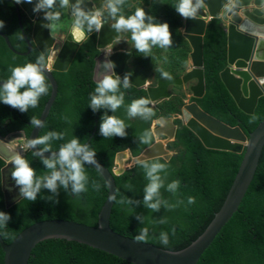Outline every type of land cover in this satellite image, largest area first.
<instances>
[{
    "label": "trees",
    "instance_id": "trees-1",
    "mask_svg": "<svg viewBox=\"0 0 264 264\" xmlns=\"http://www.w3.org/2000/svg\"><path fill=\"white\" fill-rule=\"evenodd\" d=\"M0 4L10 14L9 22L0 31L18 52H12L0 36V79L7 78L10 67L17 64L35 63L41 56L48 63V55H42L35 46L30 54L24 55L28 47L15 6L9 0H3ZM21 18L23 30L30 38L32 22L24 14ZM97 55L95 36L91 35L80 45L65 72H52L57 84V95L38 137L49 131L64 133L62 139L47 141L49 151L43 153L56 152L68 139L75 137L79 143L94 150V160L112 173L118 153L127 151L134 158L154 143L152 122L146 118L132 119L127 115V105L134 99L146 97V94L143 90L124 88L121 84L117 91L123 93V102L115 112L108 109L93 111L88 107L89 93L93 92L96 83L93 81V71ZM225 66V33L220 20H211L203 36L205 94L199 100L191 99V102L226 126L238 127L248 138L264 120V98L259 100L253 116L242 114L219 80V74ZM45 79L48 92L39 98L34 108L19 112L0 104V136L24 131L29 139L34 128L30 119L33 116L39 119L49 100L51 88L46 76ZM146 107L151 108L150 104ZM105 114L123 120L124 136L102 137L99 134V124ZM145 132L149 133V139L147 143H142L141 136ZM170 144V148L177 151L168 162L154 159L167 165L160 172L163 180V186L159 189L160 206L156 210L145 206L143 187L147 180L143 168L138 164L121 176L113 177L115 198L109 228L120 236L164 251L177 252L194 242L220 211L241 166L243 155L207 150L184 126L177 127L174 142ZM43 147L38 144L39 149ZM23 158L29 162L35 176L42 177L50 172L34 153L28 152ZM4 165L5 162L0 158V211L9 217L0 227V236L7 245H11L28 228L45 221L61 220L97 227L98 215L107 197V187L101 176L86 163L83 164L86 176L83 191L73 193L70 184L65 188L57 183L55 192L41 188L35 200L23 199L10 209L5 206L1 189V170ZM173 180L179 182L176 190H166L167 184ZM188 197L193 198L192 203H188ZM142 228L147 229L146 238L136 240ZM161 233L167 236V245L160 243ZM4 258L0 246V264H4ZM29 264L128 263L84 245L48 240L36 246ZM197 264H264V150L255 178L238 212Z\"/></svg>",
    "mask_w": 264,
    "mask_h": 264
},
{
    "label": "water",
    "instance_id": "water-1",
    "mask_svg": "<svg viewBox=\"0 0 264 264\" xmlns=\"http://www.w3.org/2000/svg\"><path fill=\"white\" fill-rule=\"evenodd\" d=\"M9 1L15 6L20 28L28 47L24 55L30 54L34 46L42 55H48V66L43 69V74L49 80L51 91L49 100L38 119L41 123L34 126L29 137V139H36L57 95V84L52 72H65L83 42L74 41L70 34L60 36L58 39L54 37L51 33L50 21L44 16L46 11H33L37 0L20 4H15L13 0ZM66 1L74 22L77 20L75 8L89 15L94 13L90 1L79 0V3L77 0ZM203 3L204 7L198 9L194 17L183 18V39L188 43L191 51L189 54L191 68L183 77L174 78L170 73L166 80H159L154 87H150L148 79L154 68L155 55L151 54L149 62L144 67H135L131 75H127L125 69L128 67L131 55L126 52L114 53L105 60L113 64L109 74L119 77L120 84L124 88L143 90L150 105L160 100H168L169 88L192 83L194 84L189 87L191 99L199 100L205 94L203 36L208 22L220 20L226 37V66L219 74V80L236 108L246 116H253L259 100L264 98V6H262V0H203ZM22 14L32 22L30 38L23 30ZM79 19L82 23L78 29L83 33L84 38L96 35L95 47L99 52L123 40V30L117 32L112 26L103 23L97 28L95 25L90 26L83 16ZM0 36L12 52L18 53L12 47L8 37L1 31ZM125 77L128 81L127 86H123ZM178 117L181 118L183 126L205 149L243 155L241 166L222 208L194 242L181 251L169 252L120 236L109 228V218L115 198L113 177H119L132 169L139 164L138 161L161 159L168 162L173 156L166 147L174 142L177 127L173 124V118H159L151 123L154 143L134 158H131L127 151L118 153L114 159L115 167L112 173L95 160L93 163H86L101 176L107 187V197L98 215L97 227L51 220L28 228L11 245H7L0 236V246L5 255L4 264H29L36 246L48 240H63L84 245L128 264H197L238 212L255 178L264 150V120L247 138L238 127L231 128L217 121L204 113L194 102L184 105ZM29 139L26 138L24 131H16L5 137L0 136V158L5 162L1 170V189L8 209L24 199L19 194V186L15 185L11 177L12 167L8 161L12 155L19 153L23 157L26 153L32 152L43 160L55 153H43L38 145L20 147L16 150L12 148V145L19 141L26 145Z\"/></svg>",
    "mask_w": 264,
    "mask_h": 264
},
{
    "label": "clouds",
    "instance_id": "clouds-1",
    "mask_svg": "<svg viewBox=\"0 0 264 264\" xmlns=\"http://www.w3.org/2000/svg\"><path fill=\"white\" fill-rule=\"evenodd\" d=\"M15 4L31 3V0H13ZM3 3V0H0ZM54 0H37L33 11H40L43 9H51ZM65 0H61V5ZM79 3V0H77ZM118 3L109 0L106 5L110 15L115 16V22L112 27L120 31H127L130 33V42L132 47L137 52L148 55L153 46L166 48L170 43V33L168 24L166 22H153L152 16H147L142 7H137L135 10L127 15H115L118 11ZM204 7L203 0H177L174 6V11L182 18H191L197 14V10ZM77 16L75 27L79 28L82 21L81 16L87 20L88 24L95 25L97 28L101 25L99 19L100 13L95 12L86 14L79 8L74 9ZM45 19L55 21L59 17V13L55 11H46L44 13ZM3 20H0V27L3 26ZM79 36V34H78ZM48 66L43 56L38 57L36 62H25L10 67V74L7 78L0 79V104L8 105L19 112H26L29 108H34L39 98L46 95L48 92V84L43 74V69ZM104 68L111 69L113 64L105 62ZM161 76L168 78V73L161 72ZM119 77L112 74H105L101 79L96 81L92 93H89L88 107L93 111L98 109H108L115 112L123 102V93H118V85H120ZM128 81L125 77L123 86H127ZM149 100L146 97H140L132 100L127 105V115L129 117L141 116L146 118L151 115L152 109L146 107ZM33 126L40 125V121L33 116L30 119ZM125 124L123 120L113 115H103L99 124V134L102 137L124 136ZM64 133L49 131L44 135L29 139L25 147H32L34 145L42 144L44 147L40 149L41 152L49 151V146L46 143L50 139H62ZM149 133L145 132L141 136V142L147 143ZM94 150L89 149L86 144L79 143L77 138L72 137L63 143L57 151L42 160L44 167L50 172L45 176H35L34 170L29 166V162L23 158L19 153L12 155L9 163L12 164L11 177L15 185L19 186V194L28 201L36 199L37 193L41 188H46L51 192H55L57 183L67 188L71 185L73 193H78L84 190L86 176L83 170L84 163L94 162ZM144 170V177L147 183L143 187V202L146 207L156 210L160 204L159 189L163 186L160 172L166 168V164L158 161L146 162L138 161ZM178 181L173 180L167 184L166 190L175 191L178 186ZM98 187V186H97ZM193 198L188 197V203H192ZM8 215L0 211V227H3L8 220ZM147 229L142 228L140 234L135 237L136 240H144L146 238ZM160 243L167 245V236L161 233L159 237Z\"/></svg>",
    "mask_w": 264,
    "mask_h": 264
},
{
    "label": "rangeland",
    "instance_id": "rangeland-1",
    "mask_svg": "<svg viewBox=\"0 0 264 264\" xmlns=\"http://www.w3.org/2000/svg\"><path fill=\"white\" fill-rule=\"evenodd\" d=\"M92 4L94 13L99 12L101 23L112 26L115 22V16L110 15L106 5L109 0H88ZM116 2V0H112ZM177 0H119L118 11L115 15L127 16L131 14L135 8L142 7L147 16L154 18L153 22H166L168 24L171 43L166 48L153 46L148 55L136 51L130 42V33L123 31V40L110 45L105 49L107 55H112L116 52L130 53L131 61L125 71L126 74L133 72L134 67H144L150 59L151 54L155 55V63L152 74L148 79L150 87H154L159 80H166L161 76V72L165 71L173 74L174 78L183 77L191 66L189 63L190 48L188 43L183 39V23L184 19L174 11V6ZM3 6L0 4V20H3V26L7 25L10 20V14L5 13ZM42 11H55L59 13V17L55 21H50L51 33L58 39L60 36H68L71 27L75 25L74 18L69 12L68 3L61 5V0H54L51 9H43ZM82 40L80 43L84 41ZM194 83L182 87H171L168 90V100H160L157 103L150 105L152 112L147 116L151 122L159 118H173V124L176 127L183 126L180 117V111L184 105L189 104L191 94L189 87ZM178 117V118H177ZM132 119L144 118L141 116H133ZM171 144L167 145V150L173 155L177 150L170 148ZM15 148L25 147L24 142L14 144Z\"/></svg>",
    "mask_w": 264,
    "mask_h": 264
},
{
    "label": "flooded vegetation",
    "instance_id": "flooded-vegetation-1",
    "mask_svg": "<svg viewBox=\"0 0 264 264\" xmlns=\"http://www.w3.org/2000/svg\"><path fill=\"white\" fill-rule=\"evenodd\" d=\"M88 1V0H87ZM123 32V31H122ZM94 36H95V44H96V35L95 34H93ZM91 36V35H90ZM89 37V36H88ZM88 37H86V38H88ZM59 38V37H58ZM85 38V39H86ZM96 48V47H95ZM106 49V48H105ZM105 49L104 50H102L101 52H99L98 51V55H97V57H96V59H95V67H94V71H93V81L94 82H96V81H98L99 79H101L102 78V76L103 75H105V74H109V69H106V68H104V63H105V60H107V58L109 57V56H111V55H107V53H106V51H105ZM117 53V52H116ZM132 56V55H131ZM130 61H131V59H130ZM135 68V67H134ZM133 68V69H134ZM139 68H141V67H139ZM127 69V68H126ZM126 69H125V71H126ZM126 74V73H125ZM127 75H131V73L130 74H127ZM189 103H191V99H190V101H189Z\"/></svg>",
    "mask_w": 264,
    "mask_h": 264
},
{
    "label": "bare ground",
    "instance_id": "bare-ground-1",
    "mask_svg": "<svg viewBox=\"0 0 264 264\" xmlns=\"http://www.w3.org/2000/svg\"><path fill=\"white\" fill-rule=\"evenodd\" d=\"M69 34L72 35V38H73L74 41L81 42L83 33L81 31H79L78 28H76L75 26L71 27V29L69 31ZM78 34H79V36H78ZM12 148L14 150H16V149H18L20 147L15 148V146L12 145ZM11 167H13L12 164H11Z\"/></svg>",
    "mask_w": 264,
    "mask_h": 264
},
{
    "label": "crops",
    "instance_id": "crops-1",
    "mask_svg": "<svg viewBox=\"0 0 264 264\" xmlns=\"http://www.w3.org/2000/svg\"><path fill=\"white\" fill-rule=\"evenodd\" d=\"M262 6H264V0H262ZM4 12L7 13V10L5 8H3ZM4 26L0 27L3 28Z\"/></svg>",
    "mask_w": 264,
    "mask_h": 264
}]
</instances>
